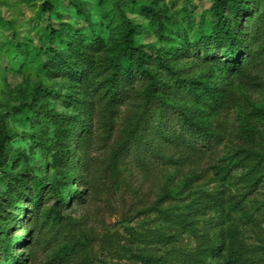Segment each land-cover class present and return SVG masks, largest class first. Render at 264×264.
<instances>
[{
    "label": "rangeland",
    "instance_id": "1",
    "mask_svg": "<svg viewBox=\"0 0 264 264\" xmlns=\"http://www.w3.org/2000/svg\"><path fill=\"white\" fill-rule=\"evenodd\" d=\"M47 1L52 10L45 8ZM217 1L0 0V113L8 129L5 154L0 150V221L18 223L19 264H192L199 248L208 246L234 258L230 264H264V187L245 181L247 168L264 167V44H255L254 62L233 70L215 65L203 49L172 52L194 46L200 27L213 23ZM131 28L146 57L162 53L180 77L217 85L223 95L219 105L170 89L161 94L173 104L169 115L186 112L209 133V145L197 140L195 149L160 143L150 149L142 142L136 123L146 109L147 81L136 69L123 99L111 103L98 90L123 62ZM71 41L90 55L86 85L56 72L52 65L58 59L46 53H71ZM241 63L237 59L234 67ZM35 100L39 116L30 106L15 110ZM85 103L93 104L92 134L78 155L87 169L68 173L56 157L69 142L59 121L81 114ZM158 121L156 114L149 117L147 134ZM84 137L71 140V147ZM239 161L248 167L237 166ZM21 174L57 178L64 188L83 191L64 213L70 218L59 222L46 212L40 228L33 221L20 226L29 198L10 201L20 197ZM53 204L48 201L44 209ZM182 217L194 219V228H186ZM67 244H76V250L60 258Z\"/></svg>",
    "mask_w": 264,
    "mask_h": 264
},
{
    "label": "trees",
    "instance_id": "2",
    "mask_svg": "<svg viewBox=\"0 0 264 264\" xmlns=\"http://www.w3.org/2000/svg\"><path fill=\"white\" fill-rule=\"evenodd\" d=\"M44 6L47 10L53 9L49 1ZM262 9H264V0H218L215 5L213 23L208 26L204 24L200 27L193 39L194 46H177L172 49V52L184 54L186 49L189 52L191 48L200 52L203 49L204 54L211 56L210 59L213 60L212 62L215 65H223V68L229 70L238 68L242 64L254 62L258 54L255 44L262 42L264 44V10ZM135 33V28H131L127 32L122 52L123 62L116 64L115 71L109 75L108 80L105 79V84L99 85L98 90L102 91L103 97L108 98L111 103L123 99L124 94L126 96L129 94L128 89H130V85L133 82V74L137 70L147 81V85L142 92L146 109L139 115L136 123L137 128L141 130L139 137L143 138L142 142L146 140L147 142L145 143L150 146V149L156 144L159 146V143L162 146L175 144L176 146L182 145L186 149H195L197 140L203 146L209 145L211 143L209 133L191 119L186 112H180L174 117L169 115L173 104L171 105L164 101L161 94L165 90L170 89L177 93L184 92L187 96L199 101L204 99L205 101L203 102L210 101L211 104L219 105L223 95L217 85L205 82L198 77H180L178 72L170 65L169 57L164 56L162 53H157L156 57H146L141 52V47L135 46ZM68 48H71V53L66 52V49L61 51L55 49L46 50V53L53 52L52 58L58 59V62L53 64L52 68L56 66V72L69 74L73 81L86 85L89 70L92 68L91 64L87 65V55H90L85 46H76L74 41L70 42V47ZM242 53H245L247 57H242ZM222 55L224 59H220ZM237 59H240L242 63L234 67ZM156 65L158 70L152 67ZM118 70H120L119 75ZM167 76H172L176 80L173 79L168 83L165 80ZM28 106L32 109L31 113L33 116H39V111L36 110L39 107L36 100L27 106L23 105L15 108V110L22 112ZM82 106L80 112L83 114L84 120L81 119V114H78L67 120L62 119L59 121L60 126L64 130L65 140L70 142L77 137L85 136L84 140L80 139L78 141L75 150L69 142L66 145L63 143L64 147L56 154L60 167L68 173L73 170L81 172V170L87 169L86 160L79 156L78 153L86 151L88 141L91 138L92 130L88 121L91 120L93 104L85 103ZM152 114H156L159 121L154 126L156 130L151 129L150 134H147L146 132L150 128L148 127L149 117ZM167 124H169V129H167L168 127L164 128ZM7 137L8 129L5 116L0 113V150L3 154L6 152L5 140ZM77 149L78 151L73 155V151L75 152ZM158 149L162 150L160 147ZM7 157L4 155V158ZM240 162L242 161L237 162V166L244 168L245 165ZM23 175H19L16 180L20 185V197L10 201L13 204L29 198L28 204L22 209L26 219L22 221L20 226H29L33 221L34 228H40L39 220L43 213L46 212H48V217H53L55 221L62 222L64 217L70 218V215H65L64 213L67 207L73 206L81 199L83 191L79 188L75 189L72 185L68 189L64 188L61 180L57 178L52 180L32 174L24 178L22 177ZM82 175L84 176L83 173ZM245 181L254 189L264 187V167L262 169L258 167L255 169L247 168ZM50 200H54V204L48 209H44V205ZM194 221V219L189 220V218L182 217V222L186 228L193 229ZM16 225H18L17 221L10 222L8 217L4 222L0 221V255L4 256V261L0 264L21 263L15 250L21 244L22 236L15 234L19 229ZM31 230L33 231V228ZM25 242L28 244L27 248H29V240H25ZM75 250L76 244L64 245L60 248L58 256L67 258ZM198 252L199 255L196 254L192 258V264H230L234 261L232 257L227 258L223 250H219V248L216 250L212 246L201 247ZM210 257L216 263L210 262ZM25 261L23 259L22 262L25 263Z\"/></svg>",
    "mask_w": 264,
    "mask_h": 264
}]
</instances>
